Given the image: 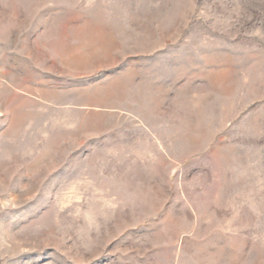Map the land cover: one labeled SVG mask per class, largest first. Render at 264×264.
<instances>
[{"label": "rangeland", "instance_id": "rangeland-1", "mask_svg": "<svg viewBox=\"0 0 264 264\" xmlns=\"http://www.w3.org/2000/svg\"><path fill=\"white\" fill-rule=\"evenodd\" d=\"M0 264H264V0H0Z\"/></svg>", "mask_w": 264, "mask_h": 264}]
</instances>
